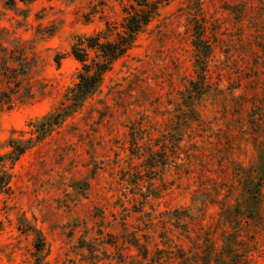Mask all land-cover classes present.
<instances>
[{
    "label": "rangeland",
    "instance_id": "obj_1",
    "mask_svg": "<svg viewBox=\"0 0 264 264\" xmlns=\"http://www.w3.org/2000/svg\"><path fill=\"white\" fill-rule=\"evenodd\" d=\"M4 1L5 43L37 65L34 97L0 111V264H34L37 233L40 264H264V0H152L97 91L17 158L10 140L34 141L78 80L76 35L115 39L134 1Z\"/></svg>",
    "mask_w": 264,
    "mask_h": 264
},
{
    "label": "trees",
    "instance_id": "obj_2",
    "mask_svg": "<svg viewBox=\"0 0 264 264\" xmlns=\"http://www.w3.org/2000/svg\"><path fill=\"white\" fill-rule=\"evenodd\" d=\"M29 2L31 0H20ZM134 3H128L123 7L125 15L120 23V30L115 31L116 38L108 39L106 35L115 26L106 22L105 30L95 33L76 35L74 42L70 47V54L81 63V70L78 73L77 82L71 86L63 95L62 101L51 112L44 115L34 126V141L31 138L24 143L20 141L10 140V146L13 149L14 158H17L24 150L30 148L35 143L40 142L49 132L57 125L61 124L66 117L72 115L81 107L84 100L97 91L99 88L102 75L109 68L110 63L124 54L132 45L136 35L143 30L148 24L151 17L156 13L157 2L152 0H133ZM5 4L13 5L15 0H5ZM202 27L196 24L193 33L195 40L193 44L199 50L198 59H196L199 69L204 70L205 60L210 53V43L208 39L201 37ZM104 38L101 40L100 38ZM94 51L102 57L101 61L87 62L89 52ZM37 58L30 47L25 42H15L12 44L5 43L2 30L0 29V111L4 108L12 106L15 99L20 101L29 100L34 97L32 89L31 73L36 69ZM199 82L191 81L192 88L188 90L186 98L198 97L203 93L204 75L199 74ZM186 99L185 103L188 104ZM190 103V102H189ZM191 106V105H189ZM191 110L192 107H191ZM9 182V173L0 168V191L6 187ZM258 185V184H257ZM256 188L255 193H258ZM253 193L252 191H249ZM34 264H40L42 260L43 239L39 233L34 239ZM147 253V251H145ZM143 253V257L146 256Z\"/></svg>",
    "mask_w": 264,
    "mask_h": 264
}]
</instances>
